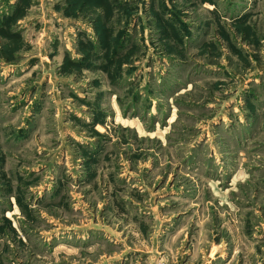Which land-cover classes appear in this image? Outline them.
Masks as SVG:
<instances>
[{"label":"rangeland","instance_id":"rangeland-1","mask_svg":"<svg viewBox=\"0 0 264 264\" xmlns=\"http://www.w3.org/2000/svg\"><path fill=\"white\" fill-rule=\"evenodd\" d=\"M0 264H264V0H0Z\"/></svg>","mask_w":264,"mask_h":264}]
</instances>
